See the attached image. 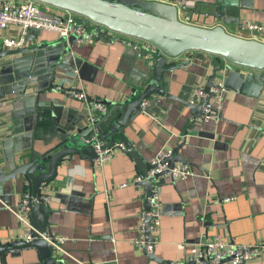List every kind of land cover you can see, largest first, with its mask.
Instances as JSON below:
<instances>
[{
  "label": "crops",
  "instance_id": "obj_1",
  "mask_svg": "<svg viewBox=\"0 0 264 264\" xmlns=\"http://www.w3.org/2000/svg\"><path fill=\"white\" fill-rule=\"evenodd\" d=\"M190 2L192 24L221 25L234 34L246 22L264 25V0ZM5 33L17 36L20 31L14 27L0 31V49ZM261 36L264 40V32ZM59 42L67 43V53L44 48ZM26 47L27 52L0 61V161L5 169L9 159L16 164L27 160L34 132L32 109L23 105L10 85L7 67L13 61L35 56V70L42 73L58 66L53 88L40 95L44 113L33 142L38 152L59 141L50 131V120L73 134L91 125L88 116L93 101L68 97L57 89L58 84L79 88L94 101L117 104L133 98L146 71L144 57L110 37L80 44L56 32L35 31L29 33ZM36 47L40 49L34 53ZM186 62L167 73V79L171 94L191 101L195 90L204 88L213 67L223 62L204 52L176 59L177 64ZM47 85L45 76L38 86ZM156 98L151 114L142 113L126 128L127 139L149 162L185 141L180 153L195 173L174 181L168 174L158 178L163 213L155 253L163 263L150 260L134 243L145 210L144 187L137 183L121 186L138 175L129 154L115 149L102 171L88 158L76 155L66 160L48 187V205L53 211L50 229L54 236L68 238L63 246L73 256L64 255L65 264H175L185 260L193 245L215 237L253 246L258 253L246 264H264V94L257 101L228 90L220 116L204 120L194 119L190 109L178 101ZM106 105L107 111L96 121L109 111ZM115 139L119 141L118 136ZM25 193L28 186L21 177L0 184V242L23 240L27 226L15 211ZM230 197L236 198L223 201ZM7 260L8 264H43L34 249H21L18 256L9 254Z\"/></svg>",
  "mask_w": 264,
  "mask_h": 264
},
{
  "label": "water",
  "instance_id": "obj_2",
  "mask_svg": "<svg viewBox=\"0 0 264 264\" xmlns=\"http://www.w3.org/2000/svg\"><path fill=\"white\" fill-rule=\"evenodd\" d=\"M35 1L84 16L89 21L88 25L90 23L100 24L119 34L148 41L159 48L163 54L157 56L151 66L146 65V71L138 84L139 89L134 92L131 100L117 104L106 102L110 106L109 111L95 123L79 130V134H73L68 129L57 128L54 122L50 120V131L59 141L45 152L35 151L33 143L36 130L44 113V108L40 105L42 100L40 95L53 88L58 74V66L48 68L45 73L35 70V56H30L24 61H13L8 65L10 85L14 89L13 93L19 100H23L22 103L25 107L32 109V131L34 132L30 146L31 152L26 161L16 164L14 159H9L7 160L6 169L0 161V184L19 177L22 178L24 183L27 184L28 193L33 199L28 214L30 222L45 238L37 235L30 242L24 240L0 242V264H8V255L18 256L21 249L36 250L38 258L43 264H57L56 249L48 240L53 241L54 238L49 221L53 211L44 199L47 194L42 186L49 187L51 183L56 181L59 166L66 160L71 161L76 155L80 159L88 158L95 163L97 155L94 144H96V141L92 143L85 142L93 135L98 133L103 150L120 149L129 154L135 161L136 173L142 179L137 185L144 187L145 210L149 209L147 197L152 191L153 182L168 173L173 179L170 169L174 168L177 163L191 164L184 160L180 153L185 141L177 143L172 149V154L161 162L162 164L167 163L169 170L157 173L153 178L146 179L148 173L154 170L156 165L139 154L138 148L132 146L125 134L126 128L138 116L142 113L151 114L152 109L158 102L153 101L143 110L142 103L145 99L160 96L178 101L190 109L191 116L194 119L204 120L209 115L206 114V110L212 108L211 99L214 94L211 92V88L218 79L222 78L224 87L227 90L254 97L257 101H260L264 94V41L238 36L227 31L221 25L210 27L184 22L180 18L178 7L172 2L159 0ZM189 15L192 14L189 13ZM101 39L108 41V33L105 32L96 37V40ZM71 40H75V37H71ZM44 48L53 53H67L68 45L66 42H59L49 47L44 46ZM39 49V47L32 48V51L37 53ZM28 50L27 47L17 50L0 49V61L2 57L27 52ZM192 52H204L220 58L223 62L213 67L204 85L203 89L209 94L208 97L202 98L196 103L182 100L171 94L169 92L170 81L167 79V73L189 63L177 64L176 59ZM63 58L65 59L64 56ZM45 76H48V85L38 86ZM68 90L72 92H68ZM62 92L68 97L74 98L81 91L76 87L63 86ZM30 97L32 98L31 103ZM86 100L94 101L88 96H86ZM105 122H107V125H103ZM103 131L104 134H102ZM115 136H118L119 141H116ZM44 140L48 143V138ZM144 223L146 240L153 241L149 216H145ZM143 252L150 260L163 263V260L156 256L155 249L150 252L147 247H144Z\"/></svg>",
  "mask_w": 264,
  "mask_h": 264
},
{
  "label": "built area",
  "instance_id": "obj_3",
  "mask_svg": "<svg viewBox=\"0 0 264 264\" xmlns=\"http://www.w3.org/2000/svg\"><path fill=\"white\" fill-rule=\"evenodd\" d=\"M173 1L174 0H172V3H174L179 9L180 18L184 22L192 23V15H189V13H191L190 10H192L193 3H191L190 0ZM88 22V19L84 16L43 4L35 0H0V31L7 32L11 27L18 28L20 31V34L17 36L9 35L8 33L2 35L1 43L5 50H17L26 47L30 32L45 30L56 32L61 38L67 40L71 37H75V41L80 44L94 43L97 36L107 32L108 37H110L111 40L120 41L127 48L133 49L140 57H144L145 62L150 66L153 64V61L157 56L163 54L159 48L155 47L148 41L119 34L100 24L90 23L88 25ZM263 32V24L246 22L241 24L235 34L246 38L264 41L261 36V33ZM63 86H65L64 83H60L58 84L57 89L62 90ZM227 91L228 90L224 87L223 81H216L215 85L211 88V92L214 94L211 99L212 108L206 110V114L209 115H207L205 119L218 118L220 116ZM68 92L72 91L68 90ZM208 95L209 94L206 93L203 88H197L192 95L191 102L196 103L202 98H207ZM76 96L81 100H86V95L83 92H80ZM153 101H158V99L153 96L145 99L142 103V109L144 110ZM92 104L93 106L88 116V121L91 124L95 123L98 116L105 113L108 109L107 105L101 101H93ZM2 121V116L0 114V125L2 124ZM93 141H96V144H94V149L97 155L95 162L96 170L102 171L115 150H103L101 147L102 143L99 141L98 133L85 140L87 143H92ZM171 154L172 149L163 150L158 153L152 160V164H155L156 168L148 173L146 179L153 178L155 174L169 170L167 163L162 164L161 162ZM170 173L174 180L185 179L195 174L192 167L184 163H177L174 168L170 169ZM168 175L170 174L168 173ZM141 180L140 177L136 176L131 180L122 183L121 186L125 187L129 184L138 183ZM42 189L47 194L44 199L49 203V194L47 192L48 187L43 185ZM235 198L236 197L225 198L223 201L227 202L234 200ZM147 201L149 209L144 210L141 214L138 223L139 235L134 243L141 248L147 247L148 251L151 252L155 249L156 240L161 231V218L163 213L161 187L158 183V179L153 182L152 191L147 197ZM32 202V196L29 193H25L20 205L15 211L19 220L27 226L23 236L25 242H30L36 238L37 235H41L31 224L28 216ZM145 216L150 217V230L153 241L146 240L144 223ZM67 239L68 238L65 236H54L53 241L48 239L56 249L55 257L58 259L57 264H65L63 258L64 255L73 257L64 249L63 245ZM257 253L256 248L253 246L237 245L220 237H215L205 243L193 245L185 260L176 262L175 264H245L250 261L254 255H257Z\"/></svg>",
  "mask_w": 264,
  "mask_h": 264
}]
</instances>
